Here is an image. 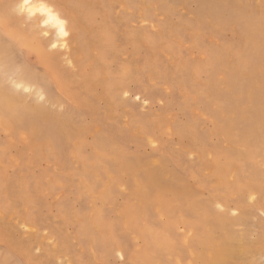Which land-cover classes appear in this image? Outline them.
<instances>
[{"label": "rangeland", "instance_id": "374dc122", "mask_svg": "<svg viewBox=\"0 0 264 264\" xmlns=\"http://www.w3.org/2000/svg\"><path fill=\"white\" fill-rule=\"evenodd\" d=\"M46 1L80 35V58L63 44L66 36L56 38L53 28L18 10L17 0H0V54L14 71L45 76L55 96L64 91L63 103L52 109L72 121L61 129L36 124L40 143L48 147L37 161L21 132H11L15 146L0 160L6 175L0 187V264H144L132 257L144 246L141 232L154 229L176 247L167 254L171 264H198L197 248L186 241L198 234L197 226L202 231L209 219H232L243 211L253 225L264 219V191L251 188L222 200L218 176L210 173L216 152L225 149L246 179H264V0L203 7L199 0ZM1 84L40 103L7 76ZM250 122L258 132L242 135ZM6 138L0 128V142ZM234 164L219 179L230 183ZM168 181L175 187H163ZM26 209L36 221L33 231L18 222ZM96 210L98 222L92 219ZM241 229L243 224L234 226ZM94 233L102 239L96 248ZM62 241L75 262L61 252L47 253ZM250 256L264 264V247Z\"/></svg>", "mask_w": 264, "mask_h": 264}, {"label": "bare ground", "instance_id": "6f19581e", "mask_svg": "<svg viewBox=\"0 0 264 264\" xmlns=\"http://www.w3.org/2000/svg\"><path fill=\"white\" fill-rule=\"evenodd\" d=\"M126 1L127 0H125V2ZM199 1L200 3H202L201 5L203 7L204 5H210L211 1L222 2L223 0H208L207 2H205L204 0ZM21 4H23V0H17L16 8L18 10H20L19 6ZM41 4H45L50 7L52 9L53 16L64 22V32L66 34H61L60 27L56 23V20H50L48 23H45V21L48 20V17L40 11ZM53 7L54 6L48 3L46 0H29V5L25 7L23 11L26 12L29 17H32L35 22L43 23V25L47 26V29L48 27L53 28V33L55 34L56 38L66 36V39L64 38L63 44H68V49L70 47L71 53L77 60L80 58V53H78L79 48L78 41L76 40V38H78L80 35L76 37V34L71 31L67 24H65L66 22L64 21L63 17L59 14V11H57V9H54ZM29 9H31V12L29 11ZM72 17L73 20L77 21V23L80 22L78 12L72 15ZM89 20L91 19L89 18ZM14 40L19 43L20 47L22 48V41L19 40L18 35H16ZM23 44L25 45L26 42L23 41ZM30 48L37 51L38 58L46 60V56L40 50L39 47L35 46V48H33V46H30ZM68 60L70 61L71 59ZM4 76H7L9 81H11L13 85H15V87L25 90L28 95H36V98L38 100L40 99V103L34 104L27 102L26 100L22 99L19 95L15 93H8L6 90L0 87V128L6 133L7 137L5 141L0 142V160L2 161L3 158L8 157L7 152L10 148L15 146V139L13 138V136L10 135L12 131L18 129L21 132V136L23 137L22 142L24 143V145L27 147H32L35 150L36 155H34V160L37 161L40 158L48 155L46 153V149L48 147L45 148V146L43 147V145L40 143V136L36 133L38 131V126H36V124H38V122L44 121L48 126L54 127L55 129L56 127L61 129L62 126H67L72 121V117L68 113L62 111L58 112L52 109L54 107V104L61 105L63 103L64 91L63 93H60L55 96L51 92V89L48 87L45 76L35 75L29 78L26 74H24L22 70L14 71L10 69V64L6 56L0 54V86H2L1 80ZM66 130L68 131L69 129L67 128ZM257 132L258 129L255 127L254 123L250 122L242 130V135L246 134L248 135V137H250V135H254ZM240 135L241 132L239 129L236 133V137L232 138L236 140L240 137ZM190 137H192L191 134ZM251 141L252 140L248 139L247 143ZM247 146L245 147L246 155H248L251 151L250 146ZM57 156L58 155L56 154L54 155L55 163H59V159ZM14 160L15 155H12V157L10 156V161ZM99 163L101 162L99 161ZM230 164H234L233 157L230 152L225 149L218 151V153L216 152L215 160L212 162L210 173H213L212 175L217 174L218 182L221 184V186L218 187L216 192L218 198L225 200L230 197L231 193H235L241 196L246 190H249L251 188H258L260 192L264 191V179H261L260 181L255 180L253 182L251 180L246 179L244 176L245 172L243 173L242 170H240L241 167L237 164H234V173H232L231 175H234L235 177H233L230 183H228L227 177H220L219 179V176L225 173ZM4 175L5 171L2 169V167H0V187H2L3 180H1V178L4 179ZM247 175L248 174H246V176ZM252 179L254 180V178ZM163 187L174 188L175 186L173 185V182L168 181L163 184ZM82 190L88 191L89 186L84 184ZM24 195H28L27 190L25 191ZM181 195L187 196L188 194L183 189ZM102 200L105 201L104 197L102 198ZM178 201V198H176V200L172 202V206ZM206 205L207 204L202 206V214H204L203 216L207 218L210 215V210L207 211ZM263 208L264 207H262V210H264ZM30 211L31 209H26L25 214L20 215L17 218L19 220L18 222L22 223L19 224L24 225V228H28L30 229V231H33V229H35L33 223H35L36 221L33 217L30 216ZM215 213L213 214L215 215ZM245 213L243 211L240 217H235L232 219L227 218L225 216H218L217 220L209 219L212 222L209 221V226L202 231L201 229H199V226L196 227L198 234L193 237H190L191 235L188 236L186 238V241L190 242L192 246L195 245V247L197 248L198 251L196 252L195 257L199 258L198 264H240L238 260H242L243 258H245V256H242L243 252H248L249 258L242 260L241 264H257L256 261L252 259L253 257H251L250 255L255 254L256 250L264 247V219H258L256 224L253 225L248 221V217L246 218ZM248 214L250 213H247V215ZM14 216L15 214L10 213L11 218ZM98 216L99 213L98 210H96L94 211L92 219L95 222L101 221L100 219H98ZM249 217H251V214ZM128 219L131 220L132 215H129ZM238 224H243V229L235 231L234 226ZM158 229L160 228L157 227V230ZM154 231L141 232V235L145 238V243L144 246L140 248V250L135 252V254L133 255L135 257H132V261L138 262L139 259H143L144 264H154L153 260L156 259L157 264H171L167 258V254H170L176 250L175 245L167 238L166 234ZM75 233L77 237L80 235L76 225ZM64 241L68 242L67 239H65ZM64 241L58 242L55 246H52L47 249V253L51 256H59V252H61L66 257L68 256L67 259L70 262H75L72 255H67V250H65L64 248ZM91 241V247L96 248L99 247L96 243L102 242V239H100L98 235L94 233L92 235ZM117 250L119 251V249ZM102 251L104 252V249ZM98 255L99 257H101L100 254ZM188 264H194V262L189 261Z\"/></svg>", "mask_w": 264, "mask_h": 264}, {"label": "snow or ice", "instance_id": "6c2138e0", "mask_svg": "<svg viewBox=\"0 0 264 264\" xmlns=\"http://www.w3.org/2000/svg\"><path fill=\"white\" fill-rule=\"evenodd\" d=\"M29 5V0H23V4H21L20 10L23 11L25 7H27ZM29 11L31 12V9H29ZM40 11L42 13H44L45 15H47L48 20L45 21V23H48L50 20H56V23L59 25L60 27V31L61 34H66L64 32V22L62 20L57 19L55 16H53V12L52 9L50 7H48L45 4H41L40 5Z\"/></svg>", "mask_w": 264, "mask_h": 264}]
</instances>
